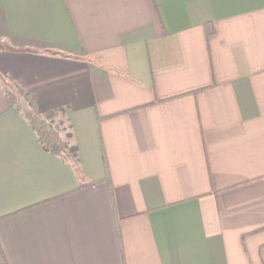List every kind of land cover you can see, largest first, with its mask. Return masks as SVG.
Segmentation results:
<instances>
[{
	"label": "crops",
	"instance_id": "obj_1",
	"mask_svg": "<svg viewBox=\"0 0 264 264\" xmlns=\"http://www.w3.org/2000/svg\"><path fill=\"white\" fill-rule=\"evenodd\" d=\"M0 264H264V0H0Z\"/></svg>",
	"mask_w": 264,
	"mask_h": 264
},
{
	"label": "trees",
	"instance_id": "obj_2",
	"mask_svg": "<svg viewBox=\"0 0 264 264\" xmlns=\"http://www.w3.org/2000/svg\"><path fill=\"white\" fill-rule=\"evenodd\" d=\"M16 93L24 96L27 100V104L23 109L20 105L17 106V108H20L23 115L27 118L29 124L36 132L38 140L42 144L44 150L59 156L64 161L70 162L75 169L79 170L78 147L74 142L72 126L66 117L65 109L54 108L40 111L35 99H33L22 87L17 86ZM16 93L9 92L11 99H17ZM65 123L66 128H69V132L66 135L67 138L63 135V128H65L63 125H65ZM103 180L110 181L108 174ZM96 182L81 183V186Z\"/></svg>",
	"mask_w": 264,
	"mask_h": 264
},
{
	"label": "rangeland",
	"instance_id": "obj_3",
	"mask_svg": "<svg viewBox=\"0 0 264 264\" xmlns=\"http://www.w3.org/2000/svg\"><path fill=\"white\" fill-rule=\"evenodd\" d=\"M63 126L65 127V128H63V129H64V131H63V135H64L65 138H67L66 135H67L68 132H69V128H68V127L66 128V123H65V125H63Z\"/></svg>",
	"mask_w": 264,
	"mask_h": 264
}]
</instances>
